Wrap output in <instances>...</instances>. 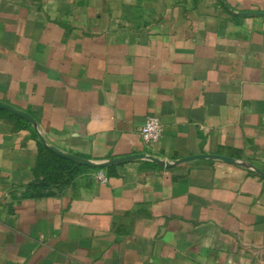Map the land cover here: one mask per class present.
<instances>
[{"label":"crops","instance_id":"1","mask_svg":"<svg viewBox=\"0 0 264 264\" xmlns=\"http://www.w3.org/2000/svg\"><path fill=\"white\" fill-rule=\"evenodd\" d=\"M0 103L80 158L264 173V0H0ZM33 133L0 109V264H264L257 173L81 166L30 197Z\"/></svg>","mask_w":264,"mask_h":264},{"label":"water","instance_id":"2","mask_svg":"<svg viewBox=\"0 0 264 264\" xmlns=\"http://www.w3.org/2000/svg\"><path fill=\"white\" fill-rule=\"evenodd\" d=\"M0 109L5 110L11 114L18 116L19 118H21L23 120H25L33 128V130L37 134L40 143L47 150L52 152L53 154L57 155L58 157H60L62 159L68 160L74 164L84 166V167H88L91 169H104V168H108L111 166L128 164V163H131L134 161H145V162L153 163V164H155L159 167H162V168H170V167L177 165V164H180L182 162H187V161L203 158V159L219 160V161H222V162H225L228 164H237V165L243 166V167L257 173L259 176H261L264 179V173L260 172L259 170H257L256 168H254L251 165L244 164V163H238V162H235L234 160L229 159V158L220 157V156H213V155L188 157V158H183V159L175 161V162H166L164 160H161L159 158H156V157H153L150 155H146V154H136V155L119 157V158H114V159H110V160H103V161H92V160L80 158L78 156L63 152V151L51 146L45 140V138L43 137V135L39 131V128L37 126L36 121L31 116H29L23 112H20L18 110H15L14 108H12L8 105L2 104V103H0Z\"/></svg>","mask_w":264,"mask_h":264},{"label":"trees","instance_id":"3","mask_svg":"<svg viewBox=\"0 0 264 264\" xmlns=\"http://www.w3.org/2000/svg\"><path fill=\"white\" fill-rule=\"evenodd\" d=\"M33 135L36 137L35 133H33ZM39 146L47 158L39 157L37 171L42 172L41 174H43V179L27 186V190L29 191L28 196L30 197L43 196L50 184H54L56 186L66 184L71 179L73 174L82 168L77 164L54 155L40 143ZM151 165L155 166L154 164Z\"/></svg>","mask_w":264,"mask_h":264},{"label":"built area","instance_id":"4","mask_svg":"<svg viewBox=\"0 0 264 264\" xmlns=\"http://www.w3.org/2000/svg\"><path fill=\"white\" fill-rule=\"evenodd\" d=\"M162 131V126L159 120L155 117H148L144 125L141 127L140 135L146 145H151L160 140L162 137ZM97 179L102 183L107 180L101 171L97 174Z\"/></svg>","mask_w":264,"mask_h":264}]
</instances>
